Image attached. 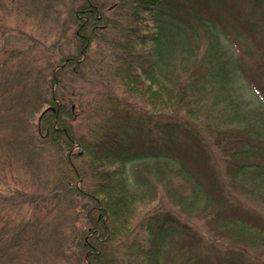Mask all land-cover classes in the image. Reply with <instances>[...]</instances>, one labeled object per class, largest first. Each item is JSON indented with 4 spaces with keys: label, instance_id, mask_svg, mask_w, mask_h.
Masks as SVG:
<instances>
[{
    "label": "trees",
    "instance_id": "obj_1",
    "mask_svg": "<svg viewBox=\"0 0 264 264\" xmlns=\"http://www.w3.org/2000/svg\"><path fill=\"white\" fill-rule=\"evenodd\" d=\"M80 1L78 10L72 13L76 28L73 39L82 45L79 57L61 58L57 71L53 69L55 72L52 70L47 78L32 84L29 96L17 106L18 110L10 111V117H14L12 128L17 135L12 133L6 138V134L2 138L12 155L21 151L25 158L33 160L34 167L35 160L50 148L59 152L60 164L68 168L67 180L50 195L56 198L63 194L75 195L85 202H80V207L85 213L87 228L62 241L64 245L72 243L76 263L115 264V259L107 253L109 244L130 229L128 225L138 204L153 200L157 183L162 184L169 200L188 213L198 210L196 202L199 193H203L206 213H197L207 214L204 222L212 232L246 247L260 244L256 237L262 235L264 240V220L249 213L240 202L229 208L207 141L212 140L222 155L230 183L248 189L244 183L248 173H253V178L264 176L261 148L264 139L257 135L254 126L223 128L214 121L203 122L201 115L210 105L208 92L214 94L213 103H217L216 90L223 95L221 90L226 89L238 67L220 46V33L226 26L220 20V13L238 17L239 24L244 26L241 12L243 7L249 9L251 21L248 23L253 31L249 27L243 30L255 44L253 51L264 58V48L257 45L264 44V0H116L108 10L99 0ZM107 11H113L117 18L110 25V30L117 33V39L112 41L116 53L112 76L122 94L141 105L138 109L142 112L133 114L125 99L115 101L108 93L110 97H105L99 107L101 120H95L87 137H77L69 121H73L75 105L82 102L81 95L76 82L67 88L61 86L59 75L70 65L79 67L83 51L99 35L98 28L100 35L109 29ZM101 23L107 24L99 27ZM202 36L208 39V44L206 52L200 55L198 43ZM250 81L264 101V85L253 78ZM54 86L60 88L61 94L52 92ZM181 111L190 121L199 122L209 133L208 138L187 132L181 125V121L185 122L180 117ZM98 116L94 114L88 120ZM76 143L79 151L72 153ZM171 165L177 170L170 168ZM164 170L169 173L165 174ZM173 174L185 178L196 196H181L175 180L166 177ZM46 200L43 198L42 202ZM149 225L146 243L138 242L134 246L135 258H140V264H166V254L171 249L175 254L184 255L181 263L176 264H211L207 255L200 254L202 238L196 232L191 233L174 216L157 214ZM27 227L25 232L31 231ZM62 236L65 235L61 234V239ZM34 240L32 245L38 242ZM22 242H25L22 237H15L3 243L0 264H22L15 262L17 259L8 260L10 250H16ZM245 249L231 251L230 264H248L241 253Z\"/></svg>",
    "mask_w": 264,
    "mask_h": 264
},
{
    "label": "rangeland",
    "instance_id": "obj_2",
    "mask_svg": "<svg viewBox=\"0 0 264 264\" xmlns=\"http://www.w3.org/2000/svg\"><path fill=\"white\" fill-rule=\"evenodd\" d=\"M0 1V246L12 238L22 237L25 242H22L16 250H10L8 260L17 259L15 262L21 261L22 264H78L72 255V243L66 242L64 245L62 241L66 238L68 241L77 231L87 228L85 213L80 207V202L83 201L75 195L63 194L58 195L57 198L55 195H50L67 180L65 176L68 175V168L60 164L59 152H56L55 148H50L49 152H44L42 157L35 160L38 163L34 162V167L31 166L33 160L25 158L21 151L12 155L9 145L6 147L2 138L6 134V138L12 133V136L17 135L12 128L11 118L14 117H10V111L14 108L18 110L17 106H21L24 99L29 96L32 84L47 78L53 69L57 71L61 58L79 57L78 53L82 45L77 39H73L76 28L72 13L78 10L81 1ZM99 2L104 5L105 10H108L117 1L99 0ZM240 9V7L235 8V12ZM243 9L240 19L244 26L239 24L238 17L220 13V20L226 24L225 28L223 27L224 32L220 33V46L225 55L238 67L226 84V89L221 90L223 95L216 90L220 95L216 98L217 103H213L214 94L208 92L210 105L201 115V120L206 123L214 121L223 128L254 126L257 135H262L264 139V101L253 89L250 81L253 78L264 85V58L253 51L255 44L243 30L251 26V23H248V20L251 21L249 9L246 7ZM105 16L109 20V24L106 23L109 29H104L100 35L98 28L96 31L99 35H95L94 43L88 44L83 51L79 67L70 65L59 75L61 86L67 88L71 83L76 82L78 93L81 95L80 99L83 103H78L79 106L75 105L72 113L73 121L71 123L69 121L77 137H87L88 131L96 123L95 120L98 122L101 120L102 112L99 107L105 97L112 96L115 101L125 99L126 106L133 114L142 112L138 109L141 105L134 104L130 98L122 94L117 80L112 76L116 67L113 63V56L116 53L112 41L117 33L110 30V25L113 23L111 20L115 22L117 18L113 11L105 12ZM106 24L101 23L99 27ZM262 26L264 27V22ZM249 29L253 31L252 27ZM198 44L200 55H203L206 52L208 39L202 36ZM257 45L264 48V44ZM52 92L61 94L58 86L52 87ZM108 93L111 95L109 96ZM96 101H98L97 106L91 108ZM97 113L98 118L88 120V117ZM39 115L40 113L36 115V119ZM180 117L185 120V122L181 121V125L187 132L208 138L209 133L202 129L199 122L190 121L184 111H181ZM208 140V150L216 173L224 186L223 194L228 197L229 208L233 206L232 204L240 202L249 213L264 220V176L253 178V173H248L244 179L248 189L231 184L226 175L222 155L213 146L212 140ZM261 148L264 150V142H261ZM78 151L79 146L76 143L72 153ZM165 165L167 164H162L163 167ZM169 167L177 170L175 166ZM164 173L168 174L169 171L164 170ZM174 175H166V177L175 180L181 196L185 198L196 196L192 191L193 186L185 178ZM156 186L157 193L153 200L138 204L137 211L128 225L130 229L123 231L114 242L111 241L109 244L107 253L111 254L110 258L115 259V264H140V258H135V244L138 242L145 244L147 227L150 226L152 217L166 213L182 222L191 233L196 232L197 236L202 238L200 254L207 255L211 264H230V252L244 248L245 251L241 253L248 264H264L262 235H257L256 238L261 243L255 247H246L230 237L217 235L204 222L207 214L197 213H206L203 193H199L200 197L196 202L198 210L195 213H188L166 197L162 184L157 183ZM43 198L48 200L42 202ZM26 225L28 227L25 229L30 228L31 231L25 232ZM61 234L65 235L62 239ZM34 239L38 242L32 245L31 241ZM174 248L179 247L174 246ZM166 255V264L181 263L184 259V255L175 254L173 249ZM170 258L174 261L172 262Z\"/></svg>",
    "mask_w": 264,
    "mask_h": 264
}]
</instances>
